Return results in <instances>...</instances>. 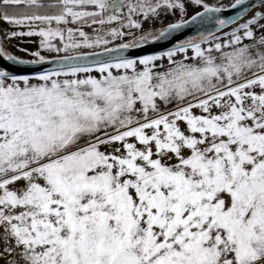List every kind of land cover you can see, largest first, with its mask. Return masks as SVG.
<instances>
[{
    "label": "snow or ice",
    "instance_id": "6c2138e0",
    "mask_svg": "<svg viewBox=\"0 0 264 264\" xmlns=\"http://www.w3.org/2000/svg\"><path fill=\"white\" fill-rule=\"evenodd\" d=\"M252 7L217 42L205 22L235 21L208 0H0L4 39L67 53L59 71L0 67V264H264V0ZM161 14L180 18L155 29ZM69 24L114 26L90 40ZM189 24L199 40L99 59ZM30 55L0 48V60L46 62Z\"/></svg>",
    "mask_w": 264,
    "mask_h": 264
},
{
    "label": "rangeland",
    "instance_id": "374dc122",
    "mask_svg": "<svg viewBox=\"0 0 264 264\" xmlns=\"http://www.w3.org/2000/svg\"><path fill=\"white\" fill-rule=\"evenodd\" d=\"M208 2L213 4L214 6H217V7L222 6V9H225V8L229 7L230 4L235 3V0H208ZM193 9H195L196 11L201 10L199 8H196L195 5H193L192 8L188 9L189 15H194ZM256 10L257 9L255 8L252 12H250L247 16H245L244 18H242L241 20H239L235 24H233L230 27H228V28L220 31L219 33H217L215 36L220 37V41H217V42H222V41L228 39V37L223 36L222 33H228L230 31H232L235 28L236 24H239L242 20L249 19ZM161 15H162V19L154 25L155 29H160L162 27H165L168 23H175L180 18L178 15L173 16L172 14H167V15L161 14ZM184 18L187 19V16H185ZM53 26H55V25H53ZM112 26H114V25L113 24H105L104 26L92 25L91 27H89L87 25H82V24H69V25H67V27L82 28L83 31H85L87 33L88 38L90 40H95L98 33L107 32ZM115 26L118 27L119 26L118 23H116ZM0 27H6V26L0 25ZM144 28L149 30V31H152V29L149 28L147 24L144 25ZM16 30L18 32H25V33L28 31V29L25 27H18V28H16ZM121 31H123L125 33H131V34H134L136 36L140 35V31L136 30L134 28H123V29H121ZM104 38L108 39L110 41V43L107 45H104L102 47L114 48L121 43L130 41L132 39V35H125L123 37H118L115 39H113L111 36H105ZM40 39H41V37H39L37 35H32V36L17 35L16 37H10L8 39H4L2 33H0V48H3L6 52H9L12 55H14L18 58L24 59L26 61L36 59V57L31 56L30 53L37 52V51L40 52V55L45 56L46 59L54 58L57 55H66L67 54V53H63V52L62 53H56L54 50L50 52L47 49H41L40 44H39ZM74 39L82 40L83 38L80 37L77 33V34H75ZM149 39H151V38H149ZM199 39L200 38H196L195 40H199ZM243 42H247V40L245 39ZM51 43H53L57 46H60V41H59L58 37L52 39ZM208 46H209L208 44H202L201 45V47L205 48V49L208 48ZM99 50H101V47L81 46L80 48L76 49L75 51L88 53V52H94V51H99ZM187 54L188 55L191 54V49L188 50ZM214 54L218 55V53H214ZM180 55H183V54H177L178 59L180 58ZM161 63L166 64L167 63L166 59L161 61ZM91 69H92V71L90 73H87V74H90V75H93L96 77L100 76L99 71L95 67H91ZM124 71H125L124 69H116V68L111 69V72L113 73V75L123 73ZM87 74L77 73V76L83 77ZM60 78L64 79L66 77L61 76ZM73 78H75V77H73ZM193 111L198 113L199 110L194 109Z\"/></svg>",
    "mask_w": 264,
    "mask_h": 264
},
{
    "label": "water",
    "instance_id": "95a60500",
    "mask_svg": "<svg viewBox=\"0 0 264 264\" xmlns=\"http://www.w3.org/2000/svg\"><path fill=\"white\" fill-rule=\"evenodd\" d=\"M256 3H258V0H244L243 7L247 9L246 13L242 11L240 6H237L236 8L227 7L223 9L221 13H218L217 16L219 18H224V19L231 18L236 23L245 16H247L250 12H252L255 9V7H252V5ZM238 14L241 17V19L239 20L236 19ZM214 23L215 22L213 21L212 24ZM235 23L228 24L222 28H219V30H217V28L213 27L212 24H209L208 22H205L204 27L208 28L216 35L220 31L230 27ZM190 37L193 39L200 38L198 35H195V33L193 32V27L191 24L173 31L165 39L152 41L147 44L141 43L137 48H129L124 50H117L111 53H106L103 56L99 57V59L105 63H115L117 59H121V58L134 59L139 55L159 53L173 47L178 41L182 42ZM115 48L116 47L112 49ZM97 52H101V50L88 52V53H97ZM89 59L91 61L96 58L90 57ZM48 61H53V62H48ZM83 66L89 68L95 67V65L91 62L86 63ZM0 67H3L5 71L11 72L12 74L15 75H28V76L35 75L37 71L61 70L55 64L54 58L46 59V62L40 64H16L13 61L0 60Z\"/></svg>",
    "mask_w": 264,
    "mask_h": 264
},
{
    "label": "trees",
    "instance_id": "16d2710c",
    "mask_svg": "<svg viewBox=\"0 0 264 264\" xmlns=\"http://www.w3.org/2000/svg\"><path fill=\"white\" fill-rule=\"evenodd\" d=\"M16 11H22V10H19V9H18V10H16Z\"/></svg>",
    "mask_w": 264,
    "mask_h": 264
},
{
    "label": "flooded vegetation",
    "instance_id": "af4514ba",
    "mask_svg": "<svg viewBox=\"0 0 264 264\" xmlns=\"http://www.w3.org/2000/svg\"><path fill=\"white\" fill-rule=\"evenodd\" d=\"M143 43V42H140V44Z\"/></svg>",
    "mask_w": 264,
    "mask_h": 264
}]
</instances>
